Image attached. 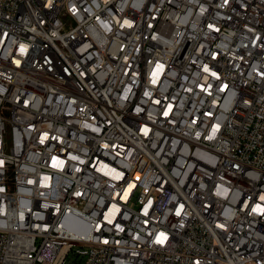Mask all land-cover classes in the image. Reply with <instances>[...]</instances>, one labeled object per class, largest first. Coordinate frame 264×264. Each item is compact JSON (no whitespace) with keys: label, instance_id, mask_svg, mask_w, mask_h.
I'll list each match as a JSON object with an SVG mask.
<instances>
[{"label":"built area","instance_id":"1","mask_svg":"<svg viewBox=\"0 0 264 264\" xmlns=\"http://www.w3.org/2000/svg\"><path fill=\"white\" fill-rule=\"evenodd\" d=\"M71 253L264 264V0H0V264Z\"/></svg>","mask_w":264,"mask_h":264},{"label":"rangeland","instance_id":"2","mask_svg":"<svg viewBox=\"0 0 264 264\" xmlns=\"http://www.w3.org/2000/svg\"><path fill=\"white\" fill-rule=\"evenodd\" d=\"M76 259H78L77 263L82 264L85 260V257L80 256V258H77L75 254L71 253L67 259V264H72L73 261H75Z\"/></svg>","mask_w":264,"mask_h":264}]
</instances>
